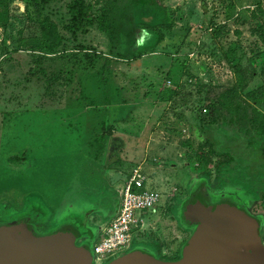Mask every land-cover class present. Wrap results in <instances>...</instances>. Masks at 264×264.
Here are the masks:
<instances>
[{"label": "rangeland", "instance_id": "obj_1", "mask_svg": "<svg viewBox=\"0 0 264 264\" xmlns=\"http://www.w3.org/2000/svg\"><path fill=\"white\" fill-rule=\"evenodd\" d=\"M70 3L0 0V211L33 201L54 227L93 209L92 247L141 165L162 201L133 244L159 259L190 234L177 207L195 179L255 198L261 216L264 139L249 120L264 116V0H85L96 23L77 31ZM229 64L244 79L225 101Z\"/></svg>", "mask_w": 264, "mask_h": 264}, {"label": "water", "instance_id": "obj_2", "mask_svg": "<svg viewBox=\"0 0 264 264\" xmlns=\"http://www.w3.org/2000/svg\"><path fill=\"white\" fill-rule=\"evenodd\" d=\"M229 189L212 188L206 178L189 183L187 196L177 207V220L190 234L177 260H159L136 247L106 264H264L263 219L250 211L249 201L235 188ZM92 212L82 211L40 232L36 226L50 218L42 205L28 201L19 213L1 210L0 264H92L93 231L88 226Z\"/></svg>", "mask_w": 264, "mask_h": 264}, {"label": "built area", "instance_id": "obj_3", "mask_svg": "<svg viewBox=\"0 0 264 264\" xmlns=\"http://www.w3.org/2000/svg\"><path fill=\"white\" fill-rule=\"evenodd\" d=\"M171 85L170 81L166 82ZM150 187L148 175L141 165L130 168L119 193L120 204L116 215L105 225L92 244V264H104L126 253L133 246L134 234L143 230L146 223L144 213H155L162 201V195L156 188ZM263 214L261 242L264 245V200L260 207ZM161 256L167 252L162 249Z\"/></svg>", "mask_w": 264, "mask_h": 264}, {"label": "trees", "instance_id": "obj_4", "mask_svg": "<svg viewBox=\"0 0 264 264\" xmlns=\"http://www.w3.org/2000/svg\"><path fill=\"white\" fill-rule=\"evenodd\" d=\"M68 12L70 14V28L72 31H77L81 27L92 26L96 23V19L88 13V6L86 5L85 0H71V3H70L69 8H68ZM100 30L104 31L105 29L101 28ZM52 40L53 39H51V42H52ZM51 44H53V43H51ZM229 68H230L231 73L234 76L235 82H234V85L231 87V89L223 94V99L225 101L228 100L229 98H231L234 94H236L238 92V90H240L242 88V82L244 79L243 71L239 65L229 64ZM31 75H35V73L32 72ZM99 77H100V82L104 83L105 82L104 72H101L99 74ZM210 107L211 106L208 105V108H210ZM237 111H238L239 116L240 115L243 116V113L240 109H237L236 112ZM256 111H254V112L257 114L254 117H252V119L249 120V123L251 124V127L253 128L257 138L262 137L264 139V116L259 114V112H256ZM202 112H203V114L207 113V109L203 108ZM211 120H210V122H211ZM260 154L264 159V147L260 148ZM200 155H201L200 153H196L195 157L200 159ZM229 161H230V158H228V160L225 162L228 163ZM209 186H210V184H209ZM210 187H212V186H210ZM249 201H250L251 205L256 203L255 198H252V197H249ZM260 205H262V202L260 203ZM260 215L263 216V214H260ZM98 234H97V236H98ZM97 236H96V238H97ZM96 238H95V240H96ZM134 245H135V243L133 244V246ZM160 254L161 253L159 252V255Z\"/></svg>", "mask_w": 264, "mask_h": 264}, {"label": "flooded vegetation", "instance_id": "obj_5", "mask_svg": "<svg viewBox=\"0 0 264 264\" xmlns=\"http://www.w3.org/2000/svg\"><path fill=\"white\" fill-rule=\"evenodd\" d=\"M7 207H12V208H15V206H13L12 204H8L7 205ZM79 213H76V215H74V214H70V213H68V215H66V218L68 217H77V215H78ZM52 219V218H51ZM51 222V220H49L48 219V221H47V224H44V225H37L36 226V230H38V231H40V232H42V231H45V230H47V229H49L50 227H51V225H52V223H50ZM89 228H91V227H89ZM92 229V228H91ZM92 231H93V229H92ZM85 240V239H84ZM84 240H81V241H79L78 243H81V242H83ZM133 248H136V246L134 245V246H132L129 250H131V249H133ZM128 250V251H129ZM156 257H158L157 255H156ZM163 257V256H162ZM159 259V258H158ZM113 260V259H112ZM159 260H162V259H159ZM177 260V259H176ZM111 261V260H110ZM165 261V260H164ZM169 261H174V260H169ZM109 261H107L106 263H108ZM106 263H104V264H106Z\"/></svg>", "mask_w": 264, "mask_h": 264}, {"label": "clouds", "instance_id": "obj_6", "mask_svg": "<svg viewBox=\"0 0 264 264\" xmlns=\"http://www.w3.org/2000/svg\"><path fill=\"white\" fill-rule=\"evenodd\" d=\"M148 35H149L148 31H147V30H143L140 39L137 41V44H138V45H143L144 42H145V41H144V37H146V36H148Z\"/></svg>", "mask_w": 264, "mask_h": 264}]
</instances>
